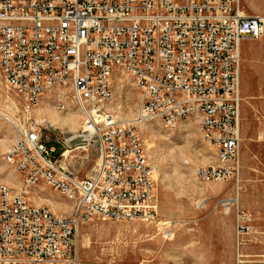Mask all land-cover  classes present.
<instances>
[{
    "label": "built area",
    "instance_id": "2783aa9c",
    "mask_svg": "<svg viewBox=\"0 0 264 264\" xmlns=\"http://www.w3.org/2000/svg\"><path fill=\"white\" fill-rule=\"evenodd\" d=\"M262 37L264 17L244 14L239 0H0V78L28 107L56 91L73 93L99 149L92 174L80 178L67 157L75 136L53 140L63 149L55 155L38 132L14 123L4 157L24 186L0 185V264H80L81 223L157 218L156 168L141 135L145 114H156L168 129L193 117L217 149V164L196 174L204 182L234 179L235 62L242 41ZM122 76L143 88L141 117L125 123L107 99L108 83L117 86ZM41 183L63 198L74 195L68 207L75 215L32 204L30 192ZM220 206L229 212V203Z\"/></svg>",
    "mask_w": 264,
    "mask_h": 264
},
{
    "label": "rangeland",
    "instance_id": "374dc122",
    "mask_svg": "<svg viewBox=\"0 0 264 264\" xmlns=\"http://www.w3.org/2000/svg\"><path fill=\"white\" fill-rule=\"evenodd\" d=\"M239 4L244 14L264 17V0ZM240 48L238 175L222 181L199 178L197 168L217 164V149L202 136L195 119L171 129L160 120L144 122L143 143L156 168L157 218L144 222L93 217L81 223L80 264H264V37L244 40ZM116 82L111 111L125 123L136 116L139 92L124 76ZM85 119L68 90L28 107L0 78V185L13 190L22 185L13 161L4 157L14 140V123L38 132L48 146L56 147L55 155L63 149L53 140L75 136L68 160L80 178L90 176L99 149L95 138L80 137L86 134ZM29 198L55 213L69 212L70 202L45 184L35 185ZM224 202L229 203L228 213L220 206Z\"/></svg>",
    "mask_w": 264,
    "mask_h": 264
},
{
    "label": "bare ground",
    "instance_id": "6f19581e",
    "mask_svg": "<svg viewBox=\"0 0 264 264\" xmlns=\"http://www.w3.org/2000/svg\"><path fill=\"white\" fill-rule=\"evenodd\" d=\"M239 64H240V61H236L235 62V70H238V67H239ZM114 86L115 84L114 83H108V86H107V99L108 101H111L112 103V100H113V96H114ZM134 86L136 88V90H138L139 92V98H138V104H140V98H142L143 96V88L141 87H136V84L134 83ZM44 97V96H43ZM65 97V96H64ZM69 97V96H68ZM72 99H73V93H72ZM68 100V99H66ZM61 101H63L61 99ZM78 108L81 110V112L83 111V106L82 104H77L75 103ZM117 105V104H115ZM135 117H141V110H139V107H138V111L136 113V116ZM188 118H193V117H190V116H183L181 118H179L178 122H177V125L185 120V119H188ZM153 120H160V119H157V115L156 114H145L144 115V122H147V121H153ZM161 121V120H160ZM197 121V120H196ZM71 122L73 123V119H71ZM162 122V121H161ZM198 122V121H197ZM163 124H165L167 126V122H162ZM175 125V126H177ZM199 125V124H198ZM174 126V127H175ZM84 128H88V129H83V132H85L86 134L85 135H82V137L84 136V138H87V140H89L90 136H92V128H89V126L85 125ZM210 142H213L212 139H209L207 138ZM85 148V147H83ZM67 154V153H66ZM13 161V160H12ZM22 180V185L21 186H24V179H21ZM35 186V185H34ZM64 197L70 202V203H74V195H64ZM232 205V204H231ZM3 207V199L1 200V206L0 208ZM55 209V208H54ZM69 209V212H68V215H75V207H68Z\"/></svg>",
    "mask_w": 264,
    "mask_h": 264
},
{
    "label": "crops",
    "instance_id": "0c3cea01",
    "mask_svg": "<svg viewBox=\"0 0 264 264\" xmlns=\"http://www.w3.org/2000/svg\"><path fill=\"white\" fill-rule=\"evenodd\" d=\"M37 205H41V204H37Z\"/></svg>",
    "mask_w": 264,
    "mask_h": 264
},
{
    "label": "trees",
    "instance_id": "16d2710c",
    "mask_svg": "<svg viewBox=\"0 0 264 264\" xmlns=\"http://www.w3.org/2000/svg\"><path fill=\"white\" fill-rule=\"evenodd\" d=\"M62 152V151H61Z\"/></svg>",
    "mask_w": 264,
    "mask_h": 264
}]
</instances>
